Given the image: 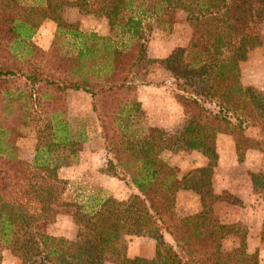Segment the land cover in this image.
<instances>
[{
  "label": "trees",
  "instance_id": "1",
  "mask_svg": "<svg viewBox=\"0 0 264 264\" xmlns=\"http://www.w3.org/2000/svg\"><path fill=\"white\" fill-rule=\"evenodd\" d=\"M32 1L0 0V54L11 59L0 62V107L13 115V105L21 103L17 126L0 120V248L10 249L23 264H260L258 254L248 252L243 225L224 223L214 213L228 194L214 193L212 175L217 136L242 131L259 111L264 119L262 91L245 86L241 75V63L263 43L256 25L264 0ZM66 6L105 17L110 34L80 31L62 18ZM178 13L193 30L188 45L165 59H150L153 18L163 24L164 17ZM46 20L58 26L49 50L33 42ZM61 38H70L73 53L65 51ZM44 59L45 65H36ZM20 63H27V74ZM152 64L170 74L187 114L173 134L150 125L134 96L147 84L142 72L146 76ZM19 77L26 86L9 87ZM70 90L91 97L108 155L105 174L134 190L126 200L98 199L87 208L64 198L68 182L60 170L79 162L80 147L88 141L86 128L74 125L59 106ZM34 109L46 118L42 124L38 119L35 153L25 161L18 156L17 133L36 122ZM182 149L201 152L208 166L181 176L179 161L174 158L176 166L171 157ZM252 178L255 192L264 196V174ZM181 190L201 196L199 213L177 215ZM64 213L79 228L74 240L49 233ZM143 235L158 239L155 255L128 257L126 238Z\"/></svg>",
  "mask_w": 264,
  "mask_h": 264
},
{
  "label": "rangeland",
  "instance_id": "2",
  "mask_svg": "<svg viewBox=\"0 0 264 264\" xmlns=\"http://www.w3.org/2000/svg\"><path fill=\"white\" fill-rule=\"evenodd\" d=\"M65 1L71 4L76 2V0H65ZM28 3L34 4L32 0H28ZM71 7L81 12V14L84 16H90V17L94 16L98 19L102 18L107 20L105 17L99 16L98 14L91 12L88 13L85 9L80 10L78 7H74V6L64 7L61 13L63 19L65 15L64 11L67 8H71ZM93 8L96 9L98 8V6L96 5V7ZM89 20L92 19L89 18ZM48 21L50 20H46L41 25L38 32L33 38V42L43 50H49L50 45L54 44V41L58 35V30L55 33L54 26L53 27L46 26V23H48ZM107 22L109 25L108 20ZM153 22H154L153 23L154 29L150 36L149 44L152 41V39H156V40H158L159 38L165 39L167 36L177 37L173 41L178 40L179 42L182 43L188 40V38L189 40L191 38L193 32L192 27L190 26L189 23L186 22L185 15L182 13L174 14L170 17H164L163 24H158L154 18H153ZM91 25L92 24H90V26ZM256 29L261 35L263 43L261 46L252 50L249 53L247 60L241 63V75H243L242 72H244L249 82L255 79L256 82H259L258 84H262L260 87L257 85L245 84L242 81V83L245 86H252L257 90L262 91L263 101H264V15L259 21H257ZM89 32L91 31H87V33ZM60 43L63 45L65 51H69L70 53H73L74 47L72 46L73 43L70 40V38L67 39L61 38ZM56 44L58 43L56 42ZM176 44L177 43H175V45ZM41 45H43L44 47H41ZM45 46L49 48H45ZM156 60H160V59H156ZM45 61L46 60L44 59V61L37 63L36 65L37 66L45 65ZM0 62L11 64V59H9L8 56H6V54H0ZM19 66L23 68V72L25 74L29 72L27 63H20ZM143 75L144 72H142L141 79L143 78L145 84L146 83L147 84L140 86L138 90L135 91L134 96L138 101L141 102L148 123L152 126L161 128L171 134L179 131L187 120V114L184 108L177 102L175 98V91H174L175 85H173V80L170 74L166 72L160 64H152L148 67V74L144 77ZM26 84H27L26 80L19 77V78H14V81L11 80L9 87L23 89L26 86ZM84 102L85 99L83 95L66 92L63 94L62 102H60L59 104V106L67 113V115L72 120L74 125L76 126L83 125L85 128L88 126L90 127L89 128L90 140H88L85 144H83L80 147V151L78 154L79 162L74 166L64 167V168H71L79 165L80 162L85 160L86 153L88 154L91 153V151H98L100 149L106 150V145L104 140L94 137V133L96 131H94L92 128V119L94 120L95 118L94 115H96V113L94 112L92 101H91V107L93 109V112L91 114L89 113L82 117L76 116V114L78 113L77 110L80 109V107L82 106L84 107ZM13 106H14V114L9 115L7 114L6 111H2V105H1L0 120L8 119V123L10 124L13 123L12 125L17 126L16 120L19 118L18 111H19V107L21 106V103L19 102L17 105H13ZM34 110H36L35 111L36 113L35 114L33 113L31 118L32 119L36 118L34 119L36 120V122L32 123L27 129L25 130L22 129V133L19 132L17 133L18 138H20L16 140V144L18 148V156L20 157L21 160H25V161H32L33 159L35 153V146L37 143L38 122L41 120L39 124H42L44 123L43 122L44 118H46V114H44L43 111H41L40 109H34ZM233 122H236L235 119H233ZM252 127H258L264 134V119L263 117H261L260 111L255 122L246 123L242 131L240 132L237 131L233 135L227 133L228 135H232L240 143V146H238L240 147L238 149L240 160H243L244 158V147L245 148L257 147L264 151V142L262 143L252 142L247 137L246 134L248 130ZM192 151L193 150L182 149L177 152H173L174 156L171 157V159L176 158V160L179 161V165H178L177 161H175L174 159L176 166L177 165L179 166L178 169L180 171L181 176L183 175L186 176L189 173L195 171L192 170L190 172L183 173L180 169L181 164L183 162V158L186 157L188 154H190ZM104 162H105V167L102 169L101 173L110 177L108 179V182L105 183V187H100L98 185L97 186L91 185L87 183L86 180L82 181L80 177L73 178V175L67 173L61 175L62 170H60L59 173L60 177L68 182L66 196H64V198L72 203L83 205L89 208L93 206L97 198H102V199H106L109 197L115 198L114 195H117L120 197H124L125 199L123 200H126L131 194H133L134 190L129 186V184L126 181H122L105 174V169L108 163V155H106ZM260 174H264V172L252 174V176L260 175ZM86 177L89 178V180H94L95 178L98 177V175L96 172H89L85 176V178ZM205 191L206 190H204V192ZM226 193L228 194V196L226 197L228 201L227 202L224 201L223 204L217 205L214 213L224 223H240L241 225H243V227L247 230L248 233L247 235L248 252L250 254L257 253L260 264H264V243L261 241V234L264 223V214H248L245 211L246 208L243 206L242 202L239 199L230 195L228 192ZM255 193L260 195L257 192ZM199 197L201 203V196L199 195ZM260 199L264 200V196L260 195ZM117 200L121 201V199H117ZM188 200L189 199L185 198L182 201L187 202ZM177 203H179V207L176 208V213L179 217H186L192 215V214H182L183 212H186V209L181 204V201L178 202L176 198V206ZM181 207L183 209H181ZM201 210H202V203H201L200 211ZM78 230L79 228L75 223L73 216L71 214L64 213L59 215L55 223L51 225V227L49 228V233L54 236L63 237L69 240H74L78 234ZM142 237L144 239L139 238V240H135L134 238L133 240L130 241V243L128 242V239H126L124 244L126 249L132 243L137 242L141 246H144V248L151 247V252L154 251L151 254L153 257L156 252L158 239L153 235H145ZM164 239L168 244H174L173 239L170 235L164 234ZM0 254L2 256L1 264H23L22 260L19 257L15 256L10 249L0 248ZM105 264H116V263L113 262V260H109Z\"/></svg>",
  "mask_w": 264,
  "mask_h": 264
},
{
  "label": "crops",
  "instance_id": "3",
  "mask_svg": "<svg viewBox=\"0 0 264 264\" xmlns=\"http://www.w3.org/2000/svg\"><path fill=\"white\" fill-rule=\"evenodd\" d=\"M64 14V19L66 22L77 23L79 25L80 31L84 33L91 31L98 33L101 36H108L110 34V28L107 20L105 19H98L94 16H84L81 14V12L73 7L67 8L64 11ZM89 18L92 20H89ZM90 24L92 25L90 26ZM46 26H54V31L56 33L58 26L54 21H48ZM176 38L177 37L167 36L165 39H152L148 45V57L150 59H165L169 57L174 51L179 48L186 47L189 43V38L183 43L179 42L178 40L173 41ZM175 43L177 44L175 45ZM51 46L52 44L50 45V48ZM41 47L44 46L41 45ZM45 48L49 47L45 46ZM242 74V81L245 84L257 85L261 87L262 84H258L259 82H256L255 79L249 82L245 76V73L242 72ZM68 92L84 96V107L82 106L77 110L78 113L76 116L82 117L93 112L91 107L92 99L87 93L73 90ZM94 117V120L92 119V128L94 131H96L94 133V137L103 140L100 134V127L96 115H94ZM89 128V126L86 127V131L89 136L88 140H90ZM246 135L252 142H264V134L258 127L250 128ZM239 148L240 147H238L236 139L232 135L221 133L217 136L216 153L218 155V159L212 175V187L214 193L221 195L224 192H228L230 195L236 197L242 202L243 206L246 208L245 211L248 214H264V200L260 199V195L254 192V183L252 180V174L264 172V151L257 147H244V158L243 160H240V155L238 154ZM106 155L107 151L105 149L91 151V153L88 154L86 153V158L84 161L80 162V164L75 167L62 168L61 175L67 173L73 175V178L80 177L82 181L86 180L87 183L91 185L105 187V183L108 182V179L110 178L101 173L102 169L105 167L104 161ZM209 162V159L201 152L192 151L183 158L180 169L183 173L190 172L192 170L194 171L207 167ZM89 172H96L98 177L94 180H89L87 177L85 178ZM114 197L121 200L125 199L124 197L117 195H114ZM185 198L189 200L187 202H183L182 200ZM98 199L102 198H97L96 201ZM177 201H181V204L186 209V212H183L182 214L198 213L201 209L199 194L194 191L181 190L177 195ZM220 204L223 203H219L218 205ZM177 207H179V203H177L176 208ZM181 209L183 208L181 207ZM134 238L135 240H139V238L144 239L142 236L128 237L126 239H128V242L130 243V241ZM152 252L151 247L144 248V246H141L137 242L132 243L127 248V255L130 258H151Z\"/></svg>",
  "mask_w": 264,
  "mask_h": 264
}]
</instances>
